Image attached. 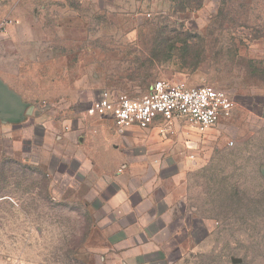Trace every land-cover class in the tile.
I'll return each mask as SVG.
<instances>
[{"label":"rangeland","instance_id":"obj_1","mask_svg":"<svg viewBox=\"0 0 264 264\" xmlns=\"http://www.w3.org/2000/svg\"><path fill=\"white\" fill-rule=\"evenodd\" d=\"M0 79L30 104L0 123V264H264V0H0ZM158 80L237 104L205 133L88 113ZM131 163L171 204L161 239L106 213Z\"/></svg>","mask_w":264,"mask_h":264},{"label":"built area","instance_id":"obj_2","mask_svg":"<svg viewBox=\"0 0 264 264\" xmlns=\"http://www.w3.org/2000/svg\"><path fill=\"white\" fill-rule=\"evenodd\" d=\"M233 95L210 86L193 87L184 81L158 80L142 97L113 98L105 92L91 104L90 116L112 113L124 131L131 127L148 130L158 124L183 120L205 133L231 117L236 106Z\"/></svg>","mask_w":264,"mask_h":264},{"label":"crops","instance_id":"obj_3","mask_svg":"<svg viewBox=\"0 0 264 264\" xmlns=\"http://www.w3.org/2000/svg\"><path fill=\"white\" fill-rule=\"evenodd\" d=\"M0 123L2 122L0 121ZM135 130L142 129L134 126L128 129L127 132ZM122 168H125V170H121V174L117 176L120 186L111 195V199L109 197L111 202L108 201L106 205V213L110 212L108 217L114 218V224L119 223L125 228V241H134L142 236L143 242H149L161 239L156 238V236L168 235L166 230L171 229L173 223L171 204L165 203L162 192L157 190L152 181H147L146 175L142 177L139 175L133 163ZM134 177L136 179L137 177L142 178L143 181L140 180L137 186H133L130 180ZM116 219H119V221H116Z\"/></svg>","mask_w":264,"mask_h":264},{"label":"water","instance_id":"obj_4","mask_svg":"<svg viewBox=\"0 0 264 264\" xmlns=\"http://www.w3.org/2000/svg\"><path fill=\"white\" fill-rule=\"evenodd\" d=\"M29 109L30 104L0 79V121L5 124L22 123Z\"/></svg>","mask_w":264,"mask_h":264}]
</instances>
